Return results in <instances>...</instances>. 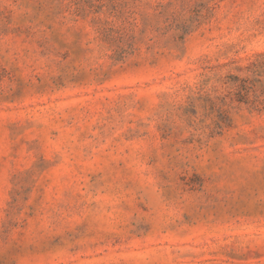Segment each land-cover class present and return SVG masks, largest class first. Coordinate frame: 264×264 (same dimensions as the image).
Here are the masks:
<instances>
[{
  "label": "rangeland",
  "instance_id": "obj_1",
  "mask_svg": "<svg viewBox=\"0 0 264 264\" xmlns=\"http://www.w3.org/2000/svg\"><path fill=\"white\" fill-rule=\"evenodd\" d=\"M0 264H264V0H0Z\"/></svg>",
  "mask_w": 264,
  "mask_h": 264
}]
</instances>
